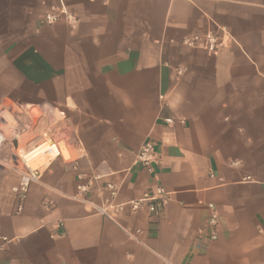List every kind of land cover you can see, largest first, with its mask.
Here are the masks:
<instances>
[{"label": "crops", "instance_id": "1", "mask_svg": "<svg viewBox=\"0 0 264 264\" xmlns=\"http://www.w3.org/2000/svg\"><path fill=\"white\" fill-rule=\"evenodd\" d=\"M59 6L0 0V107L62 111L71 158L22 213L19 176L0 167V264H264V0H65L77 23L47 24ZM208 32L232 41L183 44ZM147 141L152 172L137 158ZM79 173L96 204L108 184L118 204L157 187L171 200L159 218L121 213L134 241L75 199ZM209 204L219 238L196 252Z\"/></svg>", "mask_w": 264, "mask_h": 264}, {"label": "built area", "instance_id": "2", "mask_svg": "<svg viewBox=\"0 0 264 264\" xmlns=\"http://www.w3.org/2000/svg\"><path fill=\"white\" fill-rule=\"evenodd\" d=\"M59 2L60 6L52 8L46 15V23L52 25L65 18L68 23L75 25L77 20L66 10L65 0H59ZM226 40L232 41V38L226 39L220 33L208 32L187 38L183 44L191 49H201L208 54H217L226 47ZM57 113L61 114L64 119L62 111H48L36 105L9 102L0 107V167L7 168L19 176V183L13 188L18 213L24 210L31 186L41 184L46 172L55 162L71 160L70 155L67 158L65 154L67 149L63 131L54 129V124L60 122ZM49 119L51 121L48 125L42 126ZM166 122L172 124L173 120L169 119ZM8 151L11 152V158L1 159V155ZM137 158L145 169L152 172V165L157 159L154 143L147 141L140 149ZM76 190V200L88 203L98 215L112 221L134 241H137L136 235L140 231L132 232L125 228L118 219L121 213L126 209L133 213L146 211L151 218H159L171 200L170 194L164 188L157 187L154 191L145 193L138 200L118 204L116 201L119 190L115 185L108 184V197L104 198L101 204H96L87 200V195L92 188L90 178L82 173L77 176ZM208 209L210 216L205 226L196 232L193 241V249L196 252H202L208 244L219 238L221 226L219 212L214 204H209Z\"/></svg>", "mask_w": 264, "mask_h": 264}, {"label": "rangeland", "instance_id": "3", "mask_svg": "<svg viewBox=\"0 0 264 264\" xmlns=\"http://www.w3.org/2000/svg\"><path fill=\"white\" fill-rule=\"evenodd\" d=\"M57 118L58 120H60V122H58L57 124H54V129H58V130H62L60 127L61 125V120L63 119V116H61V114L57 113ZM51 120L49 119L48 122H44L42 126H46L48 125V123L50 122ZM65 154H66V157L68 158V151H65ZM10 159L11 158V152L8 151V152H5L4 154L1 155V159ZM4 170H6L7 172H10V173H13L11 171H9L7 168H5Z\"/></svg>", "mask_w": 264, "mask_h": 264}]
</instances>
